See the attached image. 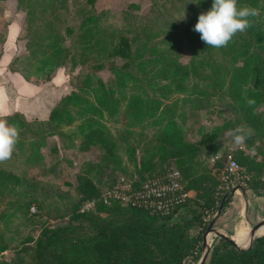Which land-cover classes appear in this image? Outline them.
Returning <instances> with one entry per match:
<instances>
[{
    "label": "trees",
    "instance_id": "16d2710c",
    "mask_svg": "<svg viewBox=\"0 0 264 264\" xmlns=\"http://www.w3.org/2000/svg\"><path fill=\"white\" fill-rule=\"evenodd\" d=\"M32 1L17 0L18 8L26 14L27 59L12 60L7 70L20 74L33 68L35 75L45 80L53 70L67 65L71 70L82 67L86 73L71 79L72 91L59 100L46 121L28 122L20 113L0 117L18 131L11 157L0 161V195L16 196L9 203L6 200L0 213L4 228L15 219L20 220L18 224L31 220V205L43 209L35 194L47 185L59 186L47 184L43 178L53 173L45 164L47 139L51 135L59 138L60 128L76 126L82 140L78 149L94 148L101 160L82 166L77 173V201L65 222L54 226L36 223V236L26 235L15 247L12 259L2 264H181L191 255L198 263L202 233L209 222L206 218L217 213L223 199V209L231 202L222 184L218 186L211 175L215 166L208 165V159L221 149L219 137L228 124L201 132L198 140L187 142L165 103L173 96L201 97L207 90L227 96L249 129L245 147L235 154L236 163L249 178L247 190L264 198V0H238V7L249 6L259 12L249 18L247 30L238 32L222 48L207 46L193 31L198 15L211 7L212 0H150L148 14L126 34L102 22L94 11L96 0H83L89 9L76 10L81 14L79 25L70 26L67 20L64 28L68 44L58 18L60 14L74 15L70 1L40 0L35 7ZM103 70L113 74V87L100 80L93 82L91 76ZM127 119L133 125L146 122L155 128L138 149L128 146L126 138L119 141L127 163L138 174L140 181L135 183L177 170L185 189L193 194L169 217H153L141 209L101 201L112 178L101 179L98 170L126 168L120 162V146L105 126ZM27 132L35 137L26 139ZM16 160H20L16 169L5 166L10 161L17 164ZM31 170L38 173V179L29 175ZM84 203H93L94 209L82 211ZM14 232H18L17 227ZM191 233L195 235L191 237ZM231 238L241 249L250 242L235 233ZM0 239L1 254L15 237L6 239L0 234ZM206 264H264V236L256 238L247 250H237L217 238Z\"/></svg>",
    "mask_w": 264,
    "mask_h": 264
},
{
    "label": "rangeland",
    "instance_id": "374dc122",
    "mask_svg": "<svg viewBox=\"0 0 264 264\" xmlns=\"http://www.w3.org/2000/svg\"><path fill=\"white\" fill-rule=\"evenodd\" d=\"M69 1L71 7H73L74 15L65 16L60 14L58 18L59 30L67 44L69 40L63 34L67 20L68 25L77 27L80 23L81 14H78L76 10L79 9L81 12L82 9H89V7L85 6L83 0ZM39 2L40 0H33L32 5L35 7ZM149 8L150 0H96L94 11L101 17L102 22L107 24L108 28L112 30L114 27L126 34L133 27H137V24L148 14ZM26 25V14L18 8L17 0H0V117L9 113L10 115L20 113L28 122L46 121L50 111L59 100L72 91L70 81L76 79V77L78 79L84 76L86 69L77 67L75 70H71L69 65L63 66L53 70L49 80H45L42 76H36L33 68L23 69L20 74H11L6 68L7 64L14 59H20L25 62L28 56L25 48ZM111 39L109 38L108 42H111ZM120 62L117 60V63ZM183 62L185 63L186 60H183ZM224 63L228 64V59H224ZM21 67L22 65L19 66V68ZM91 77L93 82L100 80L107 87L114 86L113 74L108 70L97 72ZM187 86H191L190 81ZM206 93L204 96H196L194 98H184L186 97L184 95L173 96L165 104L171 108L173 117L182 128L187 142L198 140L201 132L208 133L228 124V128L219 137L221 149L218 154L208 159V165L215 166V169L211 171V175L216 178L218 186L222 184L220 187L225 190V193L229 194L239 184L238 186L245 189V195L238 190L233 197H230V204L222 210L221 217L217 220L214 228L218 233L227 237H231L235 233L246 239L247 236L240 233L247 235L248 229L244 230V227L241 226L239 227L241 230L239 228L236 229V232L234 230L239 221L243 220L242 217L246 227L249 229L264 221V205H262L264 198L259 199L251 191L247 190L249 178L243 172L238 173V181L229 187H226L221 182L220 177L224 170V156L230 152L235 159L236 152L245 147V143L241 145L233 143L234 130L240 128L243 132H248L249 129L243 124L241 114L227 96L215 94L211 90H207ZM184 99H186V102L183 101ZM174 101H176L175 105ZM105 127L112 138L119 144L120 162L126 168L99 169L97 174H99L101 179L105 178L104 176H109V178H112V183L118 178L124 177L132 181L134 186H137L138 184L135 182L140 181L137 180L139 179L138 174L132 165L127 163L124 146L119 141L126 138L128 146L138 149L145 139L151 137L155 128L146 125V122L133 125L128 119L126 121L121 120L119 123L107 122ZM57 133H62V135L59 138L51 135L47 139V146L44 150L46 155L45 164L47 167L52 168L53 173L43 179H45L47 184L57 183L59 186L55 188L47 185L45 189L35 194L36 200L43 205V209L40 210L37 205H31V220L24 219L21 224H18L20 220L15 219L14 224H11L8 229L4 228L3 223L0 221V234L6 239L15 237L14 241H8L9 249L0 254V264L12 259L17 252L15 247L26 235L36 236L39 227L36 223L54 226L65 222L71 205L77 201V197L74 194V188L77 185V173L82 166L95 165L101 160L100 153L94 148H90L87 151L78 149L82 140L77 136L76 126L62 127ZM34 137L32 132L26 133V139H33ZM255 146L263 148V145L258 142H255ZM11 161L10 163L5 162V166L9 169L19 167L18 163H20V160H16L17 164ZM121 170L124 172H121ZM29 175L38 179L36 171H29ZM110 175H113V177H110ZM54 177L60 179L55 181ZM15 197L13 194H8L4 197L0 195V213L5 208L6 200L8 199L9 203ZM85 204H82V209H86ZM31 209H34V211L32 212ZM242 210H245L244 216L243 212H241ZM215 215L216 213L211 218H206L205 221L209 220L206 223L207 226ZM173 219L176 220L177 215ZM15 227L18 228V232H14ZM260 229H264V226ZM193 235L195 234H190L191 237ZM216 239L215 235H209L208 244L210 247ZM204 253L205 251L201 249V257Z\"/></svg>",
    "mask_w": 264,
    "mask_h": 264
},
{
    "label": "built area",
    "instance_id": "2783aa9c",
    "mask_svg": "<svg viewBox=\"0 0 264 264\" xmlns=\"http://www.w3.org/2000/svg\"><path fill=\"white\" fill-rule=\"evenodd\" d=\"M223 160L225 162L224 170L220 179L226 187H229L238 181V173L241 172V169L230 152L224 156ZM238 185L236 188H242ZM191 198L192 193L185 189L181 175L177 170L168 171L161 177L149 179L137 186H134L129 179L120 177L101 195L104 205L117 202L141 209L150 216L159 218L169 217L177 208L186 205ZM93 207V203H86V209H82V211H89ZM31 211L33 212L34 209ZM181 264L197 263L194 260V255H191Z\"/></svg>",
    "mask_w": 264,
    "mask_h": 264
},
{
    "label": "clouds",
    "instance_id": "9594fccd",
    "mask_svg": "<svg viewBox=\"0 0 264 264\" xmlns=\"http://www.w3.org/2000/svg\"><path fill=\"white\" fill-rule=\"evenodd\" d=\"M238 0H212L211 7L197 17L193 31L200 34L207 46L222 48L238 33L250 27V17L258 15L259 10L253 7H238ZM184 19V13L183 18ZM181 19V20H182ZM254 101L249 100V103ZM18 138V131L8 121L0 119V161L11 157ZM247 133L242 129L234 130L232 139L235 145L245 142Z\"/></svg>",
    "mask_w": 264,
    "mask_h": 264
},
{
    "label": "water",
    "instance_id": "95a60500",
    "mask_svg": "<svg viewBox=\"0 0 264 264\" xmlns=\"http://www.w3.org/2000/svg\"><path fill=\"white\" fill-rule=\"evenodd\" d=\"M238 190L241 191L243 193V195H245V190L244 189L235 188L228 194V196L229 197H233L234 194ZM224 202H225V199H223V201L219 205V208H218V211H217L215 217H213V219L210 221V223L208 224L204 234L202 235V250L205 251V253L201 257V259L199 260L198 264H206V261H207L208 255H209V250H210V245L208 244V235L213 234V235H215V237L225 240L227 243H229L232 247H234L237 250H247L248 248H250V246L252 245L253 241L256 238H258L260 236H264V234L260 235V236H256V233L259 230V228L262 225H264V221H262L260 223H257L255 226L251 227L250 232H249L250 242H249L248 247L245 248V249H241L240 247H238L231 237H227V236H225L223 234L218 233L215 230L214 225L216 224L217 220L221 217L223 206H224Z\"/></svg>",
    "mask_w": 264,
    "mask_h": 264
},
{
    "label": "bare ground",
    "instance_id": "6f19581e",
    "mask_svg": "<svg viewBox=\"0 0 264 264\" xmlns=\"http://www.w3.org/2000/svg\"><path fill=\"white\" fill-rule=\"evenodd\" d=\"M242 212H243V216H244L245 215V210L244 211L242 210ZM242 219L243 220H241V223H242V225H243V227H244L245 230L246 229L249 230L248 233H247V237L250 239V235H249L250 229L248 227H246L245 221H244V218L243 217H242ZM263 234H264V229H259L257 231V233H256V236H260V235H263ZM208 238H209V235H208Z\"/></svg>",
    "mask_w": 264,
    "mask_h": 264
},
{
    "label": "crops",
    "instance_id": "0c3cea01",
    "mask_svg": "<svg viewBox=\"0 0 264 264\" xmlns=\"http://www.w3.org/2000/svg\"><path fill=\"white\" fill-rule=\"evenodd\" d=\"M4 64H5V63H4ZM7 66H8V64H7ZM7 66H6V68H7ZM2 109H3V107H2ZM3 110H4V109H3ZM8 115H10V113H9V114H5V115H1V116H8ZM192 197H193V195H192ZM259 199H261V198H259ZM262 205H264V202L262 203ZM93 209H94V207H93L91 210H93ZM241 212H242V211H241ZM240 222H241V220L239 221V223H240ZM239 223H238V225L236 226L234 232L237 231V230H236L237 228L243 226L242 223H241L240 225H239ZM262 226H264V225H262ZM262 226H261V227H262ZM261 227H260V228H261ZM260 228H259V229H260ZM239 229H240V228H239ZM240 230H241V229H240ZM244 230H245V229H244ZM240 234H243L244 236H247V235H245V233H242V232H241Z\"/></svg>",
    "mask_w": 264,
    "mask_h": 264
}]
</instances>
